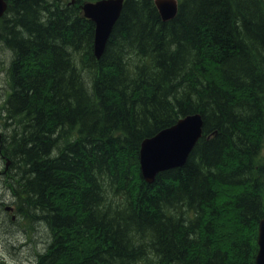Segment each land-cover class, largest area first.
Here are the masks:
<instances>
[{
    "label": "trees",
    "instance_id": "obj_1",
    "mask_svg": "<svg viewBox=\"0 0 264 264\" xmlns=\"http://www.w3.org/2000/svg\"><path fill=\"white\" fill-rule=\"evenodd\" d=\"M87 1L8 0L0 18L4 190L52 239L31 263L255 264L264 0H179L166 22L154 0H125L100 59ZM199 112L186 163L148 184L142 141Z\"/></svg>",
    "mask_w": 264,
    "mask_h": 264
},
{
    "label": "water",
    "instance_id": "obj_2",
    "mask_svg": "<svg viewBox=\"0 0 264 264\" xmlns=\"http://www.w3.org/2000/svg\"><path fill=\"white\" fill-rule=\"evenodd\" d=\"M124 0H99L83 6L85 16L96 24L94 54L100 59L123 10ZM164 21L173 19L178 11L177 0H156ZM7 10V0H0V18ZM201 117L187 116L141 145L140 163L144 179L152 183L166 170L183 166L203 134ZM255 264H264V218L259 223L258 251Z\"/></svg>",
    "mask_w": 264,
    "mask_h": 264
},
{
    "label": "rangeland",
    "instance_id": "obj_3",
    "mask_svg": "<svg viewBox=\"0 0 264 264\" xmlns=\"http://www.w3.org/2000/svg\"><path fill=\"white\" fill-rule=\"evenodd\" d=\"M10 51L0 40V64L3 67L9 65ZM7 70V67H6ZM7 75L0 73V106L1 101L4 100L5 94L9 89V84L6 82ZM2 108L0 107V122L2 119ZM4 134L0 125V136ZM1 146V145H0ZM6 159H0V172L6 168ZM4 184L0 182V199L5 192ZM3 201V200H1ZM5 207H11L10 210L0 212V264H28L27 258L37 260L38 257L48 249V244L51 242V235H49L50 228L48 224L44 223L38 215L34 216V224L29 225L25 220H22L19 215H16L14 205L4 203ZM3 208V205L1 206ZM5 213H9L8 215ZM15 222L10 216H15ZM253 230L250 231L252 237ZM239 263V262H238Z\"/></svg>",
    "mask_w": 264,
    "mask_h": 264
},
{
    "label": "bare ground",
    "instance_id": "obj_4",
    "mask_svg": "<svg viewBox=\"0 0 264 264\" xmlns=\"http://www.w3.org/2000/svg\"><path fill=\"white\" fill-rule=\"evenodd\" d=\"M124 3H125V0H124ZM154 3H155V6L157 7V5H156V0H154ZM157 10H158V8H157ZM158 12H159V10H158ZM195 114H198V115L201 117V119H202V123H203L202 130H203V132H204V118H203V115H202L200 112H199V113H195ZM161 131H162V130H161ZM161 131H159V132H161ZM159 132H158V133H159ZM158 133H157V134H158ZM144 140H145V139H144ZM144 140H143V141H144ZM143 141H142V142H143ZM141 145H142V144H141ZM140 151H141V148H140ZM140 153H141V152H140ZM140 153H139V158H140ZM140 162H141V161H140ZM144 180H145V179H144ZM155 180H156V179H155ZM145 181H146V180H145ZM146 182H147V181H146ZM154 182H155V181H154ZM154 182H152V183H154ZM147 183H148V184H152V183H149V182H147ZM0 202H1V203H0V206H2V205L4 206V205H5V204H4L5 202H4V201H1V199H0ZM259 223H260V222H259ZM258 229H259V226H258ZM47 250H48V249H47ZM45 253H46V252H45Z\"/></svg>",
    "mask_w": 264,
    "mask_h": 264
},
{
    "label": "flooded vegetation",
    "instance_id": "obj_5",
    "mask_svg": "<svg viewBox=\"0 0 264 264\" xmlns=\"http://www.w3.org/2000/svg\"><path fill=\"white\" fill-rule=\"evenodd\" d=\"M1 203V202H0Z\"/></svg>",
    "mask_w": 264,
    "mask_h": 264
}]
</instances>
